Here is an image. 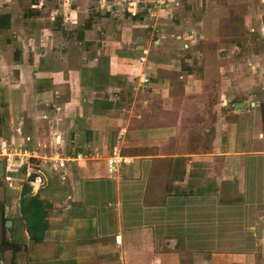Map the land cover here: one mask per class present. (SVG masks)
Returning <instances> with one entry per match:
<instances>
[{"label":"crops","instance_id":"1","mask_svg":"<svg viewBox=\"0 0 264 264\" xmlns=\"http://www.w3.org/2000/svg\"><path fill=\"white\" fill-rule=\"evenodd\" d=\"M97 1L72 35L47 29L33 0L29 26L18 11L0 18V200L22 244L15 264H264V61L242 55L240 4L252 0ZM60 4L73 18L78 2L72 15ZM4 147L33 154L45 183ZM224 179L235 200L216 199L227 213L209 219ZM23 189L47 203L39 242L17 216ZM240 222L241 236L208 227ZM221 241L234 244L209 243Z\"/></svg>","mask_w":264,"mask_h":264},{"label":"rangeland","instance_id":"2","mask_svg":"<svg viewBox=\"0 0 264 264\" xmlns=\"http://www.w3.org/2000/svg\"><path fill=\"white\" fill-rule=\"evenodd\" d=\"M33 1L35 3L37 2L36 3L37 5L35 7L34 6H31V7H33V9L37 10L36 12L38 14L44 13L43 16H47V18L44 20V22H46L47 25H44V26L47 27V29L49 28L50 30H56V29L60 30L61 28H63L62 30L64 31V33L69 32V34L72 35V31H73V26L71 24L72 22L75 23L76 26L78 25L77 27H81L85 24H88L89 23L88 20L91 19V17L88 16V14H91L90 11L93 10V8L89 7V6H92L91 0H88V1H86V0H41V1L40 0H37V1L33 0ZM71 1L78 2V5H77L78 8H76L73 11H72V6L70 5ZM102 1L103 0H98L97 2H95V5L96 6L98 5V7H102ZM12 2H14L15 4H18V5L20 4L21 8L20 7H19V9L12 8V4H11ZM58 2H60V3L66 2L67 3L65 5L64 9H66L67 15H72L71 14V11H72L73 12V18H70L67 16L66 17L67 19H64L63 16L65 15L64 14L65 12H61L63 10H60V8L54 9L55 6L61 5ZM210 3H212V1ZM31 4H32L31 0H0V18H2L4 16V14H6L7 11H13V12L18 11L15 19L19 23H27L26 25L29 26V20L26 18L24 19L23 16H21V15H22L23 9H25V8L27 9ZM213 4H216V3L213 2ZM240 5L245 6V7L244 6L241 7L240 11L245 10V11H243V21H244L243 27H245V32H247L246 34H244V37H245V41H246L247 47H248L245 52L243 51L242 55L244 57L245 56H251V58H253V56L254 57L258 56L260 61H264L263 60L264 59V0H252L250 3L241 2ZM248 5H249V7H251L250 9H249ZM55 10H58L59 12L54 13ZM100 10L103 11V9L99 8V11ZM240 15L241 14H239L238 16H240ZM59 18L63 19L62 22L60 21ZM48 20H49V23H48ZM0 28H2V27H0ZM253 28L256 29L255 30L256 32L250 31V29H253ZM46 32L50 33L47 30H46ZM235 32H236V30H235ZM39 35L40 34H36V33H34V30H32V32L28 34V38H31V37L38 38ZM40 38H41V35H40ZM18 50H19V48H18ZM16 52L14 50H12L14 57L17 56ZM19 52H21V50H19ZM7 54H8V52H6V55ZM5 155L6 154H3L2 157H4ZM9 158L10 157H8V159ZM247 175H249V174H247ZM2 179L4 180V178L3 177L0 178L1 186L4 185V184H2L3 183ZM168 179L169 178L166 179L167 182H169ZM239 179H241V177ZM157 180L163 181L164 179H162V180L155 179V181H157ZM226 180L227 179H224V182L221 185V189H220V193L218 194L219 195L218 197H215L213 194H211L208 197V217H209V219H214V218L220 217V216L223 217V215H225L227 213L226 210L218 212L214 208L216 199L218 201L224 200L227 198H233L235 200V196H233V194L230 192H235L236 188L238 187V184H237V182H233L230 180L226 181ZM226 182L228 183V186L226 185ZM246 183H247V185H250L252 183L248 177L246 178ZM241 184H242V180H241ZM253 196L254 195H252L251 197H253ZM230 212H231L234 219L237 218V215L233 212V210H231ZM246 212H247V215L250 213L249 210H246ZM237 213L240 215L241 210H238ZM173 215L178 216V217H185L186 215H188V213L184 210H181V211L175 212ZM190 218L192 219V218H194V216L191 215ZM242 223L243 222H240V223L235 224L233 226H231V224L230 225L217 224L215 226L209 225L208 227H210V230L212 231V233L215 231L216 232L219 231L218 234H214V235H220V234L224 235L227 233V231H230V233H229L230 235L241 236L244 234V231H242L243 230ZM217 226H220V228ZM150 229H151V227H150ZM144 236L146 239L148 238V235H144ZM209 243H211V245H213V246H215V245H217V246H222V245L230 246V245L234 244V243H231V242L229 243V242H225V241H221V242H218L216 244L212 243V242H209ZM1 257H4V256L2 255Z\"/></svg>","mask_w":264,"mask_h":264},{"label":"trees","instance_id":"3","mask_svg":"<svg viewBox=\"0 0 264 264\" xmlns=\"http://www.w3.org/2000/svg\"><path fill=\"white\" fill-rule=\"evenodd\" d=\"M28 187L30 186L27 184ZM46 205L39 194L29 195L26 189H23L17 207V216L24 221L28 234L34 242L43 240L44 232L48 227ZM9 216L6 215L5 204L0 200V257L11 251L9 264H15V253L22 248V244L9 238L7 234L8 230H13V226L7 227L5 224L8 219L14 220V216Z\"/></svg>","mask_w":264,"mask_h":264},{"label":"built area","instance_id":"4","mask_svg":"<svg viewBox=\"0 0 264 264\" xmlns=\"http://www.w3.org/2000/svg\"><path fill=\"white\" fill-rule=\"evenodd\" d=\"M144 80L148 81V75L144 74ZM5 144H3L4 146ZM7 151L5 154L9 157L12 155H16L20 157L21 163L20 167L24 169L25 174L29 178V182L33 185L41 186L45 183L42 175V170L40 169L39 165H37L36 161H33L34 158L33 154H27L24 149L22 148H16L12 149L11 147H4L1 151ZM115 157H112L109 159V164L113 168L115 165ZM48 161H50V164L55 169H60L65 166L66 158L65 157H49ZM33 176V177H32Z\"/></svg>","mask_w":264,"mask_h":264},{"label":"water","instance_id":"5","mask_svg":"<svg viewBox=\"0 0 264 264\" xmlns=\"http://www.w3.org/2000/svg\"><path fill=\"white\" fill-rule=\"evenodd\" d=\"M5 224L7 227H10L12 225V220H10V219L6 220Z\"/></svg>","mask_w":264,"mask_h":264}]
</instances>
